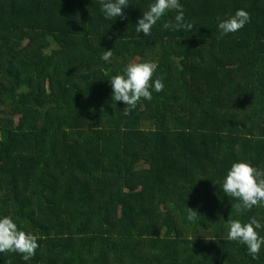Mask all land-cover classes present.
<instances>
[{
    "label": "trees",
    "instance_id": "obj_1",
    "mask_svg": "<svg viewBox=\"0 0 264 264\" xmlns=\"http://www.w3.org/2000/svg\"><path fill=\"white\" fill-rule=\"evenodd\" d=\"M128 3L107 21L99 0H0V214L39 237L0 264H264L226 238L264 206L219 187L236 160L264 169V0H181L192 30L162 28L169 12L149 36L151 0ZM144 60L164 90L125 116L105 73Z\"/></svg>",
    "mask_w": 264,
    "mask_h": 264
},
{
    "label": "clouds",
    "instance_id": "obj_2",
    "mask_svg": "<svg viewBox=\"0 0 264 264\" xmlns=\"http://www.w3.org/2000/svg\"><path fill=\"white\" fill-rule=\"evenodd\" d=\"M100 11L107 21H113L123 15V10L129 5L128 0H99ZM169 12H175L174 23L169 21L161 26L174 31H191L193 23L185 18L184 6L181 0H151L148 9L137 19L135 24L137 34L142 32L149 36L152 29ZM250 14L245 9H237L233 14L216 17V27L220 36H227L238 32L250 22ZM112 57L111 49L105 50L101 60L109 62ZM158 68L155 60L130 62L115 74L105 73L111 86V100L123 102L124 115H129L142 100L151 101L153 92L164 90L162 78L153 79ZM203 178V177H201ZM200 179V178H198ZM219 187L228 197L239 201L238 209H252L264 206V169L252 165L245 159L231 163L221 178ZM197 211L188 208L186 219L190 223L198 222ZM264 228L255 217L248 220L232 219L227 224L229 241H236L244 245L253 259L260 254L264 247V236L259 230ZM193 237H191L192 239ZM39 237L32 231L22 228L17 220L9 215L0 214V254L13 252L20 254L24 261H29L39 247Z\"/></svg>",
    "mask_w": 264,
    "mask_h": 264
}]
</instances>
